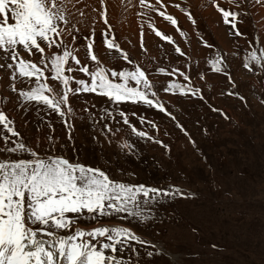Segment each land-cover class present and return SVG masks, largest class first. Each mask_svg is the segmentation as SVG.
<instances>
[{
    "label": "rangeland",
    "instance_id": "obj_1",
    "mask_svg": "<svg viewBox=\"0 0 264 264\" xmlns=\"http://www.w3.org/2000/svg\"><path fill=\"white\" fill-rule=\"evenodd\" d=\"M162 2L166 7L158 5L160 11L174 16L176 25L157 12H148L139 0H104L103 5L101 0H64L68 12L65 15H70L68 27L80 33L75 43L69 36L64 40L78 49L76 55L83 64L86 53L82 37L94 29L93 50L101 66L109 71L142 68L153 85L152 91L157 92L156 98L171 116L143 104L117 105L99 94H70L68 104L73 111L65 117L73 125L69 140L57 114L42 105L21 102L18 93L12 91L13 84L18 90L36 87L35 78L23 83L11 81L5 68L0 69V107L19 133L11 140L42 155H59L70 162L98 168L116 182L182 190L184 196L161 197L134 209L142 211L143 219L116 214L94 221L85 215L73 225L86 230L123 226L147 241L135 244L138 255L131 250L124 253L133 260L125 256V264H264V64L248 60L253 52L264 59V3L244 0L238 8L227 0H216L221 7L244 13L237 24L243 35L235 36L212 0ZM181 9L191 11L195 24ZM102 11H106L108 25L116 32L114 39L120 50L128 54L132 63L106 49L101 32L108 25L100 16ZM157 30L171 36L173 42L157 36ZM205 42L213 47L205 46ZM176 46L186 55H179L174 50ZM21 54L25 59H39ZM216 56L222 58L225 72H216L210 64ZM246 62L251 70L244 66ZM160 68L165 73H160ZM175 69L184 72L190 86L201 92L195 96L182 95L177 90L164 92L162 86L167 83H189ZM66 74L88 79L79 72ZM51 75L45 72L49 84L53 83ZM228 75L234 83L229 82ZM129 85L136 86L131 81ZM105 109L117 114L116 119L98 122ZM120 110L128 114L132 125L153 139L137 137L119 122ZM141 116L154 122L155 127L142 125ZM105 123L112 128L111 133L104 128ZM125 142L134 145V150L125 149ZM0 145L12 146L3 141ZM20 158L29 157L0 150V160ZM69 234L70 231L57 232L58 236ZM148 252L153 255L148 256Z\"/></svg>",
    "mask_w": 264,
    "mask_h": 264
},
{
    "label": "snow or ice",
    "instance_id": "obj_2",
    "mask_svg": "<svg viewBox=\"0 0 264 264\" xmlns=\"http://www.w3.org/2000/svg\"><path fill=\"white\" fill-rule=\"evenodd\" d=\"M212 2L225 25L232 29L231 34L243 35L237 24L239 17L244 13L221 7L216 0ZM227 2L234 3L239 8L244 0ZM256 2L264 3V0ZM101 4H104V0H101ZM139 4L148 12H157L173 25L177 24L174 16L160 11V7H166L162 0H155V3L139 0ZM173 6L181 8L180 4ZM181 10L185 11L195 24L191 11ZM65 11L64 0H0V60L9 61L0 63V69L6 68L9 71L11 81L19 80L23 83L24 80L31 82L32 78H35L37 85L30 90H18L15 84L12 85V91L18 93L21 102L42 105L57 114L65 126L69 140L73 125L71 120L65 117L73 111L68 104L70 94H99L117 105L125 102L143 104L171 116L156 98L157 92L152 91L153 85L142 68L137 67L135 71H109L101 66L93 50L94 29L88 36L82 37L86 53L85 63L82 64L76 55L78 49L69 46L64 40L65 36H69L75 43L80 35L77 29L68 27L70 22ZM100 16L104 24L108 25L106 11H102ZM156 35L163 34L157 30ZM181 35H184L183 31ZM101 36L107 50L119 53L122 59L132 63L128 54L120 50L110 25L106 30H102ZM110 36L113 38L110 39ZM163 38L173 42L171 36L163 35ZM205 46L213 47L207 42ZM46 48L49 50L47 53ZM53 48L59 51L51 52ZM174 50L181 56L186 55L179 46ZM22 52L28 57L39 56V59H25ZM248 60L264 64V59L258 57L255 52ZM92 64H95L94 68L91 67ZM210 64L216 72H225L220 56H216ZM244 66L251 70L249 63L246 62ZM46 71L52 73V84L46 82L49 79L45 76ZM173 71L178 72L189 83H167L162 86L164 92L177 90L182 95L193 96L201 92L200 89L190 86L189 77L184 72L179 69ZM73 72L85 74L88 79H77L66 74ZM159 72L165 73V69L160 68ZM109 75L112 79H109ZM228 79L230 83H234L230 75ZM42 80L45 82H41ZM117 80L123 82H115ZM129 81L134 82L136 86H130ZM228 94L238 95L233 92ZM2 103L3 98H0V104ZM116 115L105 109L98 117V122L105 119L115 120ZM118 115L119 122L128 126L134 135L153 139L132 125L128 114L123 110H120ZM132 115L136 116V113L133 112ZM139 122L155 127L154 122L146 121L142 116ZM12 124L13 121L5 114L3 107H0V141H3V144H12L9 147L0 145V150L12 154L23 153L29 157L0 160V264H125L126 251L131 250L132 254L138 255L135 244L144 245L148 242L123 226H98L86 230L73 228V225L85 215L94 221L99 217L116 214H126L123 218L134 216L143 219L142 211L134 210L140 209L141 204L158 201L161 197L184 196L182 190L175 186L162 189L143 184L128 185L111 180L98 168L70 162L59 155H42L22 142L11 140L12 136H19ZM104 128L109 133L113 131L107 123ZM155 142L162 144V141ZM123 147L134 150V145L127 142ZM58 231H70V234L58 236ZM147 255L151 256L153 253L148 252Z\"/></svg>",
    "mask_w": 264,
    "mask_h": 264
},
{
    "label": "bare ground",
    "instance_id": "obj_3",
    "mask_svg": "<svg viewBox=\"0 0 264 264\" xmlns=\"http://www.w3.org/2000/svg\"><path fill=\"white\" fill-rule=\"evenodd\" d=\"M182 1V0H181ZM90 2H94V0H90ZM91 5V4H90ZM101 6V5H100ZM102 7V6H101ZM103 10V9H102ZM200 10V9H199ZM261 11H262V9H261ZM67 12V11H66ZM260 12V11H259ZM68 13V12H67ZM207 13H209V12H207ZM259 14V13H258ZM89 15V14H88ZM109 16V15H108ZM70 17V15H68V18ZM89 18H92V17H89ZM207 18V17H206ZM210 18V17H209ZM209 18H207V19H209ZM70 19V18H69ZM98 23V22H97ZM96 30V29H95ZM123 31V30H122ZM88 32V31H87ZM96 33V32H95ZM123 35V34H122ZM129 36V35H128ZM132 38V37H131Z\"/></svg>",
    "mask_w": 264,
    "mask_h": 264
}]
</instances>
